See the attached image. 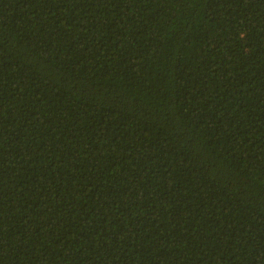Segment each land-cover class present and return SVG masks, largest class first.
<instances>
[{
  "label": "trees",
  "instance_id": "trees-1",
  "mask_svg": "<svg viewBox=\"0 0 264 264\" xmlns=\"http://www.w3.org/2000/svg\"><path fill=\"white\" fill-rule=\"evenodd\" d=\"M0 264H264V0H0Z\"/></svg>",
  "mask_w": 264,
  "mask_h": 264
}]
</instances>
